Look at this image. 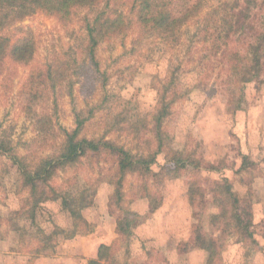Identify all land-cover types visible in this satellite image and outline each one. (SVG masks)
<instances>
[{
  "label": "rangeland",
  "instance_id": "rangeland-1",
  "mask_svg": "<svg viewBox=\"0 0 264 264\" xmlns=\"http://www.w3.org/2000/svg\"><path fill=\"white\" fill-rule=\"evenodd\" d=\"M114 2L124 10L128 8L129 0ZM233 2L205 0L196 16L180 27L177 42L150 39L133 51L129 34L123 39H111L110 47L107 43L99 46L98 55L110 72L107 87L114 95L106 111L109 119L123 106L130 113L147 116L156 104V87L160 83L157 80L165 79L169 69L176 67L180 97L173 102L171 115L163 126L173 137V147L183 149L186 165L179 176L150 185L155 199L153 208L146 205L145 199H137L142 189L138 176L131 175L124 180L123 207L118 209L113 203L112 213L109 212L107 201L114 186L96 179L98 174L105 177L114 155L100 149L97 153L87 152V158L77 167L51 169L45 192L39 195L42 205L31 218L27 212L30 203L25 200L27 190L22 188L11 159L0 153V264H79L81 258L72 253L78 241L73 239L82 234L72 235L71 217L61 199L65 194L73 197L70 207L78 205L87 220L105 226L103 231L110 224L115 237L117 219L124 218L125 209L137 213L130 224L133 228L129 243L120 238L112 248L115 263L183 264L185 254L193 250L192 264H264L262 26L257 22L258 15L252 14L243 28H238V38L232 40L228 55H213L199 32L206 22L219 23ZM255 10L259 13V8ZM77 18L74 16L65 25L54 16L36 12L2 31L11 42L31 33L34 62L41 64L54 58L63 62L68 54L65 51L79 40ZM30 70V64L6 61L0 74V131L10 132L21 153L25 151L23 144L33 143L36 136L19 93ZM69 72L71 79H76V73L70 68ZM50 96L48 108L54 95ZM80 99L75 97L76 102ZM56 101L58 106L52 119L56 126L70 127L71 104L66 90ZM44 106L41 104L40 108ZM163 160L160 155L158 164ZM225 179L232 191L246 197L238 208L245 210L252 238L245 232L220 233V220L211 216L219 209L228 213L234 209L226 187L218 191ZM83 236L88 238L91 232ZM195 236L212 248H200ZM188 245L192 248L181 252ZM88 260L84 257L83 263Z\"/></svg>",
  "mask_w": 264,
  "mask_h": 264
},
{
  "label": "trees",
  "instance_id": "trees-1",
  "mask_svg": "<svg viewBox=\"0 0 264 264\" xmlns=\"http://www.w3.org/2000/svg\"><path fill=\"white\" fill-rule=\"evenodd\" d=\"M114 1L0 0V74L6 61L30 64L31 70L19 93L23 98V110L32 120L36 135L33 143L23 144L25 151L21 153L10 132L1 130L0 153L11 159L20 176L22 188L27 190L25 200L30 203L27 212L31 218L42 205L39 195L45 192L51 169L56 166L77 167L87 158V152L97 153L100 149H106L114 155L110 167L105 169V177L98 174L96 179L97 182L114 186L107 201L110 213L113 203L118 209L123 207V184L127 176H138L137 183L142 193L137 199H145L146 205L152 209L155 199L151 195L150 185H160L166 179L179 176L186 165L183 149L173 147V137L163 126L165 119L171 115L173 102L180 97L175 82L176 67L169 69L165 79L157 80L160 83L156 87V104L147 116L130 113V109L123 106L109 119L106 111L114 95L107 87L110 72L98 55V49L102 43L109 45L111 39H123L129 34L132 36L130 50L133 51L140 49L142 43L150 39L177 42L180 27L196 16L205 0H129L126 10L121 5H115ZM233 3L219 23L216 20L206 22L199 30L213 55H228L232 40L238 38V28H243L244 22L252 14L258 15L257 22L262 26L260 31L264 35V0H234ZM258 8L259 13H256L255 9ZM36 12L54 16L65 25L78 16L79 40L65 51L68 54L63 62L57 58L41 64L34 62L35 44L31 33L27 32L11 42L10 36L2 31L15 21ZM69 68L76 73V79L72 80V74L67 73ZM64 90L71 104L70 127L56 126L57 122L52 119L58 106L56 100L64 95ZM50 94L54 97L48 108ZM77 96L81 98L80 102L75 101ZM41 104L46 106L41 109ZM160 155L164 160L158 164ZM229 184L225 179L218 191L222 192L226 187L233 201V211L228 213L219 209L211 216L216 221L220 220V233L238 235L245 232L252 238L253 231H249L251 223L245 210L238 208L241 205L239 202L246 197L232 191ZM61 199L71 217L72 235L92 232L94 224L84 217L79 206L70 207L69 200L73 197L65 194ZM124 215L122 220L117 219V237L110 244H100L96 257L90 258L87 264H128L127 261L115 263L112 257L116 242L122 238L128 244L132 235L133 227L130 224L137 213L130 208L125 209ZM130 215L133 217L130 218ZM195 238L199 240L200 248L207 251L212 248L206 241L197 236ZM191 244L193 247L194 238ZM191 246H184L181 252L186 253Z\"/></svg>",
  "mask_w": 264,
  "mask_h": 264
},
{
  "label": "crops",
  "instance_id": "crops-1",
  "mask_svg": "<svg viewBox=\"0 0 264 264\" xmlns=\"http://www.w3.org/2000/svg\"><path fill=\"white\" fill-rule=\"evenodd\" d=\"M89 221V220H88ZM91 222V221H90ZM93 222V221H92ZM109 223L110 220H109ZM102 225H94V229L91 232V236L88 238H84L86 236L80 235L75 237L76 239H73L75 241H78L74 245V250L72 251L73 254H76L78 257L81 258L79 260V264H84V257L85 259L94 258L97 255V249L100 244H110L113 242V240L116 238L115 232L111 231V225H108L107 231H103ZM115 230V229H114ZM78 239V240H77ZM72 242V241H71ZM199 251V249H196ZM204 251V250H200ZM194 254L193 250L188 251L185 254V259L183 264H192V261L190 260V257Z\"/></svg>",
  "mask_w": 264,
  "mask_h": 264
}]
</instances>
